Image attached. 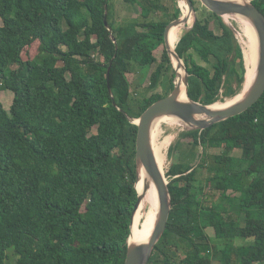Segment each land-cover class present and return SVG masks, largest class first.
Returning <instances> with one entry per match:
<instances>
[{"label": "trees", "instance_id": "16d2710c", "mask_svg": "<svg viewBox=\"0 0 264 264\" xmlns=\"http://www.w3.org/2000/svg\"><path fill=\"white\" fill-rule=\"evenodd\" d=\"M122 2L137 5L139 17L116 20L114 0H0V90L14 94L10 109L0 101V264H125L138 200V126L128 115L174 88L164 34L181 8L177 0L172 14L163 0ZM253 2L264 13V0ZM187 23L170 30V47ZM176 51L191 99L213 104L244 88L242 46L215 12L197 15ZM155 63L148 93L136 96L129 74ZM183 135L193 156L203 150V170L172 165V209L149 264H264V94Z\"/></svg>", "mask_w": 264, "mask_h": 264}, {"label": "water", "instance_id": "95a60500", "mask_svg": "<svg viewBox=\"0 0 264 264\" xmlns=\"http://www.w3.org/2000/svg\"><path fill=\"white\" fill-rule=\"evenodd\" d=\"M185 1L189 7V15H181L178 18L172 20L165 29L164 44L172 62L173 56H175L179 61L184 60L177 53L176 47L175 49H172L169 45L170 30L176 25L186 23L192 13L196 12L193 0ZM200 1L209 10L215 12L219 16H242L249 20L255 29L258 40V61L256 74L244 92V96L240 100L222 108H213V104H204L189 97V72L184 62V67L186 70V74L184 76V85L188 96L186 100L181 99L183 87L176 81L175 78L174 88L167 96L153 102L137 118L128 115L132 122L138 126L136 140L137 177L135 183V187L138 191V200L133 212L130 236L132 234L134 214L149 188V184L145 183L142 190L138 189V183L141 181L139 169L142 166L147 170L155 186L157 187L159 195V209L154 228L146 241H130L129 236L125 264H149L156 244L160 241L166 231L169 215L172 209V196L169 188V181L167 180L163 169L159 165L154 151L152 129L155 121L163 116H175L183 122L186 130H202L208 128L214 123L241 114L253 104H255L264 94V13L258 8L256 4H254L253 0ZM196 19L197 16L194 23L196 22ZM105 23L109 30H111L107 20H105ZM194 23L190 28L194 26ZM231 27L235 30L232 25ZM112 39L116 41L114 35H112ZM173 67L175 68L177 77V70L174 64ZM110 69L111 65L108 67L107 79L109 92L113 94L110 84ZM114 104L117 105V102L114 101Z\"/></svg>", "mask_w": 264, "mask_h": 264}, {"label": "rangeland", "instance_id": "374dc122", "mask_svg": "<svg viewBox=\"0 0 264 264\" xmlns=\"http://www.w3.org/2000/svg\"><path fill=\"white\" fill-rule=\"evenodd\" d=\"M196 1V7L199 8L198 11L192 13V22L194 23L195 18L197 15H200L201 12L205 11L207 8L205 5L202 4L200 0ZM163 3L170 8L171 14L174 11V0H163ZM178 6L181 8L180 0H177ZM114 8H115V18L121 23H126L128 21L134 20L139 17L140 9L137 5L128 6L122 2V0H114ZM208 9V8H207ZM209 10V9H208ZM159 17H165L162 13H158ZM181 15H182V8H181ZM224 20L235 28L236 38L242 46L243 52L246 43V37L243 31V24L242 22L234 17V16H226ZM1 22V20H0ZM192 23V25H193ZM235 24V25H234ZM211 26L215 27L214 22L211 23ZM244 39V40H243ZM164 49V45H161L156 51L155 54L158 59L161 58L162 52ZM38 50V44L34 43L30 48L26 49L24 52V58H31L35 56ZM156 67V63L153 65H147L144 67H140L137 71L130 73L129 78L131 81V90L136 96H141L148 93L145 88H147L150 84L151 74ZM175 69V68H174ZM247 77V75H246ZM177 82L179 79L176 80ZM245 87V85H244ZM244 89V88H243ZM243 89L239 92L242 93ZM157 92L162 93L164 90L163 85L157 86L155 89ZM140 91V93H138ZM238 93V94H239ZM14 94L12 91L9 90H0V101L3 103L6 109H10L12 102H13ZM231 98V97H229ZM226 98L225 100L229 99ZM224 100V101H225ZM186 131V127L183 123L173 122L169 120H165L161 122L160 132L156 137V143L158 146H161V152L164 156V164L163 169L167 180L170 182L171 179L174 178L170 174V170L172 165L179 162H190L194 167L198 168V171H202L203 169L198 165L200 162V156L202 155V149L200 147L196 148V155H192V144L189 142V137H184L183 132ZM170 139V140H168ZM164 145V146H163ZM168 151V152H167ZM221 149L213 148L211 149V153L220 152ZM165 153V154H164ZM233 155L238 156L240 155V150H235ZM192 156V157H191ZM166 157V158H165ZM212 159L210 160V164ZM205 175H208L207 170L205 169ZM139 187V183H138ZM213 193V192H212ZM213 196V195H212ZM219 196V193L216 192L214 194L215 199ZM213 197V198H214ZM211 234L213 231L211 230ZM244 240L241 238L236 239V244H242ZM213 264H220L219 260L215 259Z\"/></svg>", "mask_w": 264, "mask_h": 264}, {"label": "bare ground", "instance_id": "6f19581e", "mask_svg": "<svg viewBox=\"0 0 264 264\" xmlns=\"http://www.w3.org/2000/svg\"><path fill=\"white\" fill-rule=\"evenodd\" d=\"M180 5L182 8L183 14L185 16H188L190 11L188 9L186 1L180 0ZM236 18H238L242 22L244 35L246 37V43L244 47V57H245V63H246V68H247V71H246L247 77L245 81V87L242 93L236 94L235 96L225 101H217L213 103L212 105L213 108H222V107L228 106L240 100L244 96V92L246 91L247 87L249 86L250 82L253 80L256 74V67H257V61H258V40H257L255 29L252 26V24L249 22V20H247L246 18L242 16H237ZM187 22H188L187 27L176 38V40L174 41L171 47L172 49H175L182 35L192 26V23H193L192 15L189 17V20ZM173 64L176 67V70L179 74L178 83L184 85V76L186 72L181 68L179 63L176 61L175 56H173ZM187 98H188L187 93H186V96H181V99L186 100ZM165 120H169L171 121V123L173 122L183 123L179 118L175 116H163L157 119L153 125L152 140H153V145H154V151H155L157 161L162 169H163V164H164V156L161 152V146H158L156 143V137L158 136L160 132L161 122ZM139 173H140L141 181L139 182L138 189L142 190L145 183L149 184V188L134 214L133 225H132V235L130 237V241H135V242L146 241V239L150 236L154 228L158 209H159V195H158L157 187L155 186L152 178L150 177L147 170L143 166L140 167Z\"/></svg>", "mask_w": 264, "mask_h": 264}]
</instances>
